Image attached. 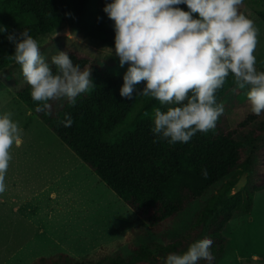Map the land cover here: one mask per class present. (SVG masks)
Here are the masks:
<instances>
[{"label":"trees","instance_id":"obj_1","mask_svg":"<svg viewBox=\"0 0 264 264\" xmlns=\"http://www.w3.org/2000/svg\"><path fill=\"white\" fill-rule=\"evenodd\" d=\"M111 2L113 0H0V25L7 27V32L0 33V70L15 63L11 59L15 44L7 36L11 33L18 36L23 30L36 39L63 25H71L78 27L86 37L115 47L114 21L103 10ZM178 7L190 11L186 4ZM259 15L264 20V10ZM193 17L198 18V13ZM67 53L81 69L91 66L95 85L76 97L75 106L67 99L63 104L49 101L50 112H38L37 105L42 102L33 101L28 83L18 89L16 95L152 228L160 229L166 219L237 167L264 172V147L256 153L257 159L247 156L246 149L254 146L259 132L257 129L249 133L243 131L259 118L251 112L250 103L247 102L251 113L234 126L223 113L216 127L207 133L197 132L188 143H169L151 131L154 108L166 110V106L151 96L139 94L146 82L137 86L132 100L124 99L120 95L127 72L124 66H103L76 50ZM48 63L55 72L51 59ZM227 89L225 82L216 91L217 103ZM66 113L73 119L71 127L61 123ZM117 130L120 132L113 138ZM254 181L253 176L251 185L256 183ZM234 182L235 177L229 180L228 186ZM260 182L263 189L264 178ZM225 190L211 198L184 237L168 244L143 241L134 246L130 254L111 255L101 264H163L169 253L182 254L195 240L209 238L213 245L224 243L223 229L234 209L241 206L242 200L250 209L253 197V188L247 190L244 199L240 192L225 196ZM213 257L211 264H217ZM46 258L41 256L35 264ZM199 264L209 262L201 260Z\"/></svg>","mask_w":264,"mask_h":264},{"label":"clouds","instance_id":"obj_2","mask_svg":"<svg viewBox=\"0 0 264 264\" xmlns=\"http://www.w3.org/2000/svg\"><path fill=\"white\" fill-rule=\"evenodd\" d=\"M243 0H113L103 9L114 21L115 55L120 66L128 64L120 89L122 98L132 100L139 94L158 100L166 110L154 108L151 131L169 143H188L197 133L216 127L224 112L217 103L216 91L231 73L238 88L248 87L251 112L264 113V71H257L254 51L258 29L238 11ZM186 4L190 11L180 7ZM198 13V18L193 14ZM7 27L0 25V33ZM7 39L15 44L11 59L21 66L31 86L38 112H50L49 101L66 98L75 106L76 97L95 85L91 71L81 70L65 51L51 57V65L41 55L38 42L23 30ZM145 115H148L145 113ZM12 112L0 115V193L5 191V175L12 159L10 149L23 144V129L12 119ZM71 127L73 119L65 114L61 121ZM153 142H156L155 140ZM206 173V169L204 170ZM213 240L191 243L181 253H169L163 264H211Z\"/></svg>","mask_w":264,"mask_h":264},{"label":"rangeland","instance_id":"obj_3","mask_svg":"<svg viewBox=\"0 0 264 264\" xmlns=\"http://www.w3.org/2000/svg\"><path fill=\"white\" fill-rule=\"evenodd\" d=\"M262 10L264 0H243L238 6V11L251 19L254 27L258 29V43L254 51L258 72L264 71V20L259 15ZM35 40L47 62L57 51L76 50L82 55L96 59L100 65L120 67L115 47L86 37L78 27L63 25ZM124 67L127 70L129 65L125 64ZM85 69L92 71L91 66L81 70ZM226 83L228 89L218 99V103L223 104V113L234 126L251 113L247 98L250 89L238 88L231 73ZM26 84L21 66L16 62L0 70V115L12 112V119L23 129L22 146L16 148L13 145L10 154L16 151H30L34 157H39L35 161L40 166L35 161L32 162L36 168L32 183L38 187L45 178L50 180L53 177L50 185L55 192L53 198H50L48 193L46 198L42 197L38 201L44 200L45 206L50 210L58 206L52 213L54 218L64 216L65 219L56 225L49 215L43 217L36 207L37 210L30 212L29 216L33 221H38L41 217L37 224L43 227L35 226V234L39 235L42 230L40 233L46 231L48 236L44 239H37L35 236L31 238V242L23 245L35 250L32 251L33 254H30L29 250L23 252L22 247L17 251L19 254L5 253L3 260L0 256V264H35L41 256L47 258L40 264H101L111 255L130 254L134 246L143 241L168 244L187 235L205 205L215 194L226 188L228 189L225 190V196L240 192L242 199L245 198L247 190L253 188L252 205L248 209L242 200L241 206L234 209L232 217L223 229L226 241L214 244L211 252L216 257L217 264H264V187L261 189L263 184L260 182L264 178V172L255 171L254 168L246 169L244 166L237 167L208 187L201 196L190 200L184 209L166 219L160 229H154L130 205L115 196L116 192L114 193L73 149L17 97L16 91ZM54 101L63 104L66 98ZM258 117L243 129L248 133L253 129L259 131L254 146L246 149L247 156L253 160L257 159L258 150L264 147V113ZM119 132L120 130H117L113 138ZM22 156L24 153L20 154V157ZM253 176L256 183L251 185ZM234 177L235 182L228 186L229 180ZM49 189L47 187L46 191ZM48 198L49 201H46ZM20 239L21 237H15L17 242ZM38 240L41 241L37 242Z\"/></svg>","mask_w":264,"mask_h":264},{"label":"crops","instance_id":"obj_4","mask_svg":"<svg viewBox=\"0 0 264 264\" xmlns=\"http://www.w3.org/2000/svg\"><path fill=\"white\" fill-rule=\"evenodd\" d=\"M22 153H24V156L20 157ZM10 155L12 159L9 161V167L5 175V191L0 193V253H2L0 256L2 260L5 253H17V251L22 249L24 244L31 242V238L33 239V237L37 236V239H44L48 236L46 231L40 233L42 230L39 231V235L35 234V226H43L37 224V222H40L41 217L38 218V221L31 220L29 215L30 212H34L33 210L36 211L39 208L40 214L43 217L49 215L50 220L55 221L54 224L56 225L60 220L63 221L65 219L64 216L54 218L52 213L58 206L50 210L45 206L44 200L38 201L40 198H46L48 195H50V198H53L52 195L55 192V189L50 185L53 182V177L50 180L45 178L38 187L32 183L36 171L32 162L39 157H34L30 151H16ZM37 165L40 166L39 163ZM45 174L47 175L46 172ZM47 187L50 188L49 191H46ZM115 196L118 195L115 193ZM50 198L45 200L49 201ZM48 210L50 211L49 213ZM15 237H21V239L17 242L15 241ZM39 241L41 240L37 242ZM28 250L30 254H33L35 251L27 246H24L22 249L23 252H28Z\"/></svg>","mask_w":264,"mask_h":264},{"label":"bare ground","instance_id":"obj_5","mask_svg":"<svg viewBox=\"0 0 264 264\" xmlns=\"http://www.w3.org/2000/svg\"><path fill=\"white\" fill-rule=\"evenodd\" d=\"M98 37V36H97Z\"/></svg>","mask_w":264,"mask_h":264}]
</instances>
